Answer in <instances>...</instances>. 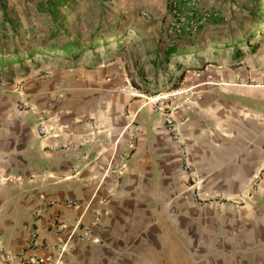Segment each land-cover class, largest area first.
I'll list each match as a JSON object with an SVG mask.
<instances>
[{
	"label": "crops",
	"instance_id": "1",
	"mask_svg": "<svg viewBox=\"0 0 264 264\" xmlns=\"http://www.w3.org/2000/svg\"><path fill=\"white\" fill-rule=\"evenodd\" d=\"M103 66L32 69L12 84L0 74V264L23 250L32 264H264V73L239 83L237 68L207 66L179 79L196 95L171 106L186 114L199 193L224 197L202 206L161 112L143 91L120 92L124 64ZM40 121L59 136L39 134ZM89 121L108 130L92 134ZM122 150L130 159L114 187L104 169ZM32 227L41 246L28 249ZM87 228L93 238L82 240ZM61 241L72 248L59 258Z\"/></svg>",
	"mask_w": 264,
	"mask_h": 264
},
{
	"label": "rangeland",
	"instance_id": "2",
	"mask_svg": "<svg viewBox=\"0 0 264 264\" xmlns=\"http://www.w3.org/2000/svg\"><path fill=\"white\" fill-rule=\"evenodd\" d=\"M171 1L0 0V74L12 84L32 69L104 68L118 61L129 71L125 86L146 93L151 104L160 96L172 107L171 100L181 94L169 93L184 88L179 79L187 73L191 79L207 66L237 68L239 83L264 73V0H195L214 13L184 38L168 33ZM174 44L184 51L197 48L165 56ZM59 45L75 46L76 58L66 61L72 52L58 50ZM149 56L154 64L147 62ZM162 101L155 104L160 112Z\"/></svg>",
	"mask_w": 264,
	"mask_h": 264
},
{
	"label": "built area",
	"instance_id": "3",
	"mask_svg": "<svg viewBox=\"0 0 264 264\" xmlns=\"http://www.w3.org/2000/svg\"><path fill=\"white\" fill-rule=\"evenodd\" d=\"M212 11L207 8H199L195 0H187L182 2L181 0H173L170 4V21L168 23V33L174 37H182L184 38L186 35H190L193 32L197 31L199 27L207 23L212 19ZM3 84V81L0 79V86ZM194 92L193 88L184 89L180 88L178 90H172L169 94L171 96H176L179 94H183L185 92ZM120 92L128 93L131 96H137V90L132 88H128L127 86L120 88ZM162 97H155V101L152 106L153 111L160 112V107L155 106L156 102L162 101ZM165 100V99H164ZM162 105L164 106V110L161 111L160 117L162 123L167 127L170 132V135L174 141L179 142L181 154H182V167L184 171L188 174L189 187L191 189V196L193 201L196 204L205 206L213 204L216 200H223L219 194L213 195H201L198 190V178L193 168V163L190 157L189 149L182 139L180 128L184 124L186 120V114L184 111H181L178 107H170L168 103L162 101ZM18 108L21 110L29 108L28 105L24 101H18ZM160 108V109H159ZM59 129L63 131L68 128V125H64ZM89 131L92 134H99L102 132H106L108 130V126L105 123H97L94 121L88 122ZM38 132L43 136H59V131L55 130L53 127H48L45 121H40L38 125ZM130 141V145L134 144L133 138ZM130 159V153L127 151H117L113 154L112 159L110 160L107 167L104 169V178L108 179L110 183L114 187H118L121 183V180L125 174V171L128 166V162ZM74 206H77L76 202L72 203ZM53 227L55 228L56 236L61 239V235L66 228L63 222L55 221L53 222ZM29 241L27 248L31 249L34 246H41L39 243V235L37 229L34 227L31 228L29 233ZM92 233L90 229H86L84 234L81 235V239H91ZM72 248V244L67 241H61L56 246L53 247L55 255L59 258L63 257V255ZM0 247V251H1ZM4 259L9 264H32L38 263L37 259H34L31 256H28L26 251L23 250L19 253H10L4 252Z\"/></svg>",
	"mask_w": 264,
	"mask_h": 264
},
{
	"label": "trees",
	"instance_id": "4",
	"mask_svg": "<svg viewBox=\"0 0 264 264\" xmlns=\"http://www.w3.org/2000/svg\"><path fill=\"white\" fill-rule=\"evenodd\" d=\"M56 12H57V11H56V9H55V14H56ZM212 12H213V11H212ZM213 13H214V12H213ZM51 14L54 15V12L51 13ZM191 43H193V41H192ZM196 46H197V45L194 44V45H192V47L187 48V49L184 51V50L179 49V46H178L177 44H174V45H172V46H168V47H167V49H166V51H165V56H173V55H179V54H181V53H183V52H190L191 50H196V49H195V48H197ZM54 48H56V47H54ZM58 50H61V51H63V52H72V53H71L72 55H70V57H67V59H65L66 61H72V60H74V59L76 58V56H77L75 53H73L74 50H75V46H70V47H68V48H65V46L59 45ZM28 56H30V55H28ZM239 56H241V54H240ZM19 60H20V59H19ZM23 60H24V59H22L21 62H23Z\"/></svg>",
	"mask_w": 264,
	"mask_h": 264
}]
</instances>
